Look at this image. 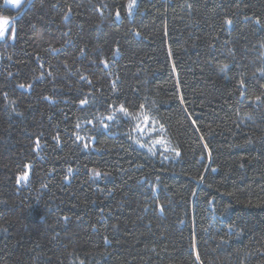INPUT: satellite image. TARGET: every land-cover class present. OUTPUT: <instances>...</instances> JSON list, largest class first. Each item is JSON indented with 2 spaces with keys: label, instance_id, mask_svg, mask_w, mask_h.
Here are the masks:
<instances>
[{
  "label": "trees",
  "instance_id": "trees-1",
  "mask_svg": "<svg viewBox=\"0 0 264 264\" xmlns=\"http://www.w3.org/2000/svg\"><path fill=\"white\" fill-rule=\"evenodd\" d=\"M128 3L0 0V264H264V0Z\"/></svg>",
  "mask_w": 264,
  "mask_h": 264
},
{
  "label": "snow or ice",
  "instance_id": "snow-or-ice-1",
  "mask_svg": "<svg viewBox=\"0 0 264 264\" xmlns=\"http://www.w3.org/2000/svg\"><path fill=\"white\" fill-rule=\"evenodd\" d=\"M5 3L7 5H10V6L15 7V8H21L22 0H5ZM136 3H137V0H129V3L127 5L129 13H131L132 9L136 6ZM117 18H119V13H117ZM225 23L228 25H231L232 21L226 20ZM10 31H11L12 35L9 37L8 34ZM5 38L15 39V29L12 27V20L9 17L0 16V39H5ZM240 83H241V86L243 87L244 82L241 81ZM20 87L23 88L24 85H20ZM256 99L260 100V97H257ZM80 103H81V105H86L88 103V100L87 99L81 100ZM143 107H144L143 105L140 106L141 109H143ZM118 111L120 113H122L124 116H130L129 109L124 105H120ZM135 118L138 120L141 119V117H135ZM106 119L112 120V119H114V117L112 115H109ZM149 119L150 118L146 114H143L141 123L143 125L147 126ZM89 123H91V121H89ZM101 123H103V121H101ZM77 127H79V125H77ZM104 127H107V125L105 124ZM160 127H161V131H163V125H161ZM135 130L143 132L144 128H142L141 124L138 123L136 125ZM77 139L79 140V139H81V137L77 136ZM137 142L139 143V141H137ZM156 143H164V141L161 139V140H157ZM37 146H39V145L37 144ZM84 146L88 147L87 144H85ZM141 146L143 147L144 145H141ZM28 167H30V166L25 165V168H28ZM69 171H71V170H69ZM96 175H99V173H96ZM27 179H28V173L24 172L22 175H20L18 177L17 182L19 183L20 181H27Z\"/></svg>",
  "mask_w": 264,
  "mask_h": 264
},
{
  "label": "rangeland",
  "instance_id": "rangeland-1",
  "mask_svg": "<svg viewBox=\"0 0 264 264\" xmlns=\"http://www.w3.org/2000/svg\"><path fill=\"white\" fill-rule=\"evenodd\" d=\"M24 1L25 0H22V4L24 3ZM6 4V3H5ZM7 5V4H6ZM7 6H9V7H11V8H14V9H18V8H15V7H12V6H10V5H7ZM1 40V39H0ZM62 114L60 113L59 115H60V118L63 116V115H71L72 114V112H73V110H72V106L70 105V104H63L62 105ZM157 144V143H156Z\"/></svg>",
  "mask_w": 264,
  "mask_h": 264
}]
</instances>
